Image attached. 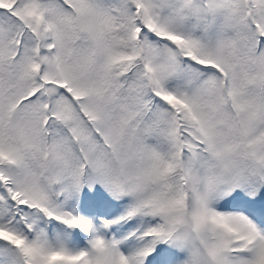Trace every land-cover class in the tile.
Returning a JSON list of instances; mask_svg holds the SVG:
<instances>
[{
  "label": "snow or ice",
  "instance_id": "obj_1",
  "mask_svg": "<svg viewBox=\"0 0 264 264\" xmlns=\"http://www.w3.org/2000/svg\"><path fill=\"white\" fill-rule=\"evenodd\" d=\"M0 264H264V0H0Z\"/></svg>",
  "mask_w": 264,
  "mask_h": 264
}]
</instances>
